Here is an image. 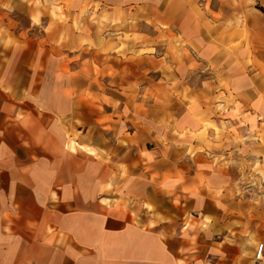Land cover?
<instances>
[{
    "label": "rangeland",
    "instance_id": "obj_1",
    "mask_svg": "<svg viewBox=\"0 0 264 264\" xmlns=\"http://www.w3.org/2000/svg\"><path fill=\"white\" fill-rule=\"evenodd\" d=\"M92 1L0 0V21H47L37 68L5 75L6 99H20L30 133L54 147L32 156L96 157L117 166L121 183H173L182 253L264 261L261 0H103L113 3V66L102 68L78 49L101 45L79 22ZM102 7L90 22L103 33ZM74 31L88 37L75 41Z\"/></svg>",
    "mask_w": 264,
    "mask_h": 264
},
{
    "label": "crops",
    "instance_id": "obj_2",
    "mask_svg": "<svg viewBox=\"0 0 264 264\" xmlns=\"http://www.w3.org/2000/svg\"><path fill=\"white\" fill-rule=\"evenodd\" d=\"M76 3L67 9L69 17L76 13ZM110 3L82 4L89 16L79 17L80 24L91 28L90 38L101 44L91 50L79 47L80 55L102 63L100 68L107 61L113 66ZM261 3L264 9V0ZM103 5L111 22L102 33L90 16L97 7L101 14ZM46 22L0 21V264H246L240 258L182 253V232L172 226L182 217L173 183L159 185L150 177L140 185L121 183L113 162L92 157L86 165L84 152H77L81 162L73 164L53 158L39 162L32 156L52 155L54 147L47 138L30 133L32 116L21 113L22 101L6 99L4 90L11 86L5 75L37 68V31ZM73 33L78 42L88 37ZM22 52L24 61L19 62ZM23 154L28 156L23 159Z\"/></svg>",
    "mask_w": 264,
    "mask_h": 264
},
{
    "label": "built area",
    "instance_id": "obj_3",
    "mask_svg": "<svg viewBox=\"0 0 264 264\" xmlns=\"http://www.w3.org/2000/svg\"><path fill=\"white\" fill-rule=\"evenodd\" d=\"M264 245L262 244L259 248V257L262 256V251H263Z\"/></svg>",
    "mask_w": 264,
    "mask_h": 264
},
{
    "label": "trees",
    "instance_id": "obj_4",
    "mask_svg": "<svg viewBox=\"0 0 264 264\" xmlns=\"http://www.w3.org/2000/svg\"><path fill=\"white\" fill-rule=\"evenodd\" d=\"M264 10V9H263Z\"/></svg>",
    "mask_w": 264,
    "mask_h": 264
}]
</instances>
